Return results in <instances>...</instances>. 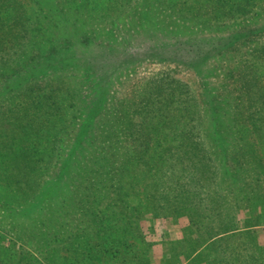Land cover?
<instances>
[{"label":"rangeland","instance_id":"obj_1","mask_svg":"<svg viewBox=\"0 0 264 264\" xmlns=\"http://www.w3.org/2000/svg\"><path fill=\"white\" fill-rule=\"evenodd\" d=\"M24 7L28 18L19 16ZM2 54V66L11 56L42 65L46 80L48 67L58 70L61 85L89 82L91 66L105 72L103 97L113 103L107 111L123 122L136 156L155 145L143 132L159 127L190 130L186 142L198 147L157 145L160 192L179 199L171 211L137 207L115 223L109 211L82 209L73 177L61 174L79 127L67 122L55 142L32 130L25 151L28 130L19 112L21 132L15 129L11 142L21 146L13 155L2 142L0 152V168L8 169L0 175V264H264V0H0ZM43 109L45 126L51 107ZM8 115L1 116L7 131ZM81 146L73 161L82 159ZM32 162L54 190L39 206L11 212L8 197L31 189L18 186L29 181V169L22 172ZM56 213L66 223L57 234ZM84 214L87 223L77 224ZM132 219L138 225L129 233ZM84 225L96 233L86 258L78 248L89 238L71 240ZM100 243L112 251H97Z\"/></svg>","mask_w":264,"mask_h":264},{"label":"trees","instance_id":"obj_2","mask_svg":"<svg viewBox=\"0 0 264 264\" xmlns=\"http://www.w3.org/2000/svg\"><path fill=\"white\" fill-rule=\"evenodd\" d=\"M25 8L26 7L21 10L17 8V10L20 14L19 16L22 15L28 18L25 16ZM232 39L233 37H230L229 40ZM0 59H3V54L2 56L0 55ZM20 60L21 57H16L15 59L11 56L9 60V63H11L10 65H6V62L3 66L0 65V91L6 84V93L3 95L5 96L4 100L6 104L2 102L0 106V152H2V142H4L3 148L12 151L13 155L17 152L15 147L18 145L21 146V143L25 151H28L27 143L28 138L32 134V130H34L33 134L46 138L48 142H55L59 139L58 137L62 134L61 131L66 126L67 122L70 125L75 124L77 125L76 130L78 127L79 130H75L73 141L75 140V146L82 145L80 147L82 159L79 162L73 161L75 155L73 157L72 155L77 148L73 145L72 141L70 150L73 149V152L71 153L72 150H69L70 154L68 158L66 161L63 159L59 167L61 169V174L65 172L73 177L75 181L74 184H76L75 190L77 192V197H79L77 199L78 201L80 200L82 209H87L89 208L87 206L94 205L100 214L109 211V215L113 216L112 220L115 223L122 221L121 215H125L126 212L137 207L145 211L152 210L156 212L158 210L157 207L163 209L164 206H166L167 209L171 211L179 198L176 199V196L174 197L169 194L164 195L160 192L163 179L161 180L157 175H162L164 169L162 167L163 165H160L162 163L161 156L159 152L156 151V147L162 142L166 141L169 143L171 140H178L182 142L184 146L189 145L191 147H198V144L194 142V140H191V144H187L186 142V139L189 138L187 133L190 130L181 129L175 132L167 126L166 128L159 127V129H156V132H154V130L151 132L144 131L143 135H141L144 142H146V144L151 142L155 145L149 150L144 149L140 151V156H136L127 144V135L126 138L123 136V133H125L123 130L126 128L123 122L115 117L113 113L110 114L109 112L113 110L112 100L107 95L103 97L106 93L104 91H106L107 88L105 86L106 83H104L106 77L105 72H103V74H98L95 67L92 68L91 66V73H88L85 77V79H89V82L83 81L79 86L73 84L61 85L62 81L60 76L63 73H58L56 72L58 70L48 67L51 76H48L46 80L45 77H43L42 65H24L25 63ZM36 74L38 78L34 79ZM99 95L100 97L98 98L97 96ZM42 96L43 100L41 99ZM0 101H2L1 92ZM44 104L51 107V118L46 122L45 126L44 118H40L42 114H45V109H43L45 107ZM34 109L42 110L37 114L38 118L33 117ZM85 111L88 113L81 117V114ZM4 112L9 114L7 117L8 131L4 125L6 121L1 119L2 113ZM19 112L21 113V117H23L24 124H26L25 127L26 130H28L26 134L28 135L22 138L21 143L17 140L16 143H13L11 141L13 140L12 136L14 130L16 129L15 131L21 132L16 126L19 122ZM75 118L79 120V123H73ZM34 119L36 123L32 122ZM2 130L10 132L11 136H5L4 138V131ZM151 133L153 136H151ZM18 140H20V137H18ZM50 150L51 154H55V157L60 153L57 147H52ZM182 156L183 155H180L179 157ZM191 156L198 157L199 154L196 155L194 153L193 155L191 154ZM31 157L32 161L38 160L33 155H31ZM24 166L27 167L22 173L25 174L26 170L29 169L30 179L29 181H22L23 183L19 184L18 189L21 186L29 185L31 187L30 191L26 192L25 195H21L20 193L12 195L11 198L8 197L10 211L20 214L22 211L25 213L31 206H39L42 198H46L48 196L46 194L54 190L53 187L48 186V181L42 179L40 176L42 175V165L38 162H34L33 165L32 162ZM5 172L7 175V168H0V175ZM235 174L236 171L233 172L234 179L236 178ZM18 183H20V181H18ZM5 187L12 186L6 185ZM12 190L17 189L12 187ZM81 198H84V200ZM48 200L49 202H56L53 193L49 195ZM85 203H87V205ZM22 208L26 210L19 211V209ZM58 218L59 215L56 213L54 219L52 221L49 220L55 228L56 234L62 231L66 224L63 221H58ZM83 222L84 224L85 222L87 223L85 214L84 216L80 215L78 220H76L77 224H82ZM135 223L136 219H132L129 226V233L134 232L135 227L138 225ZM80 228L72 234L71 240L75 241L82 236L89 238L85 242L83 240L78 248L81 250L79 253L86 258L90 255V248H92L90 240L92 237L96 236V233L90 234L89 232L93 229H90V226L87 225H84V230ZM197 234L198 239L196 238V240H205V236L202 233L197 232ZM94 246L98 247L97 251L107 253L111 252V248H113L106 244L101 245V243L100 245L95 244ZM117 250L118 247H115L114 251Z\"/></svg>","mask_w":264,"mask_h":264}]
</instances>
